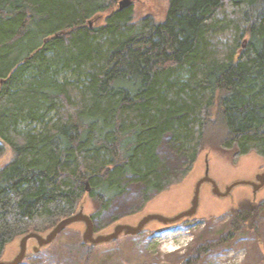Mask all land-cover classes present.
<instances>
[{
	"label": "trees",
	"instance_id": "obj_1",
	"mask_svg": "<svg viewBox=\"0 0 264 264\" xmlns=\"http://www.w3.org/2000/svg\"><path fill=\"white\" fill-rule=\"evenodd\" d=\"M117 2L0 0V141L15 154L0 169V259L86 198L95 220L130 182L143 187L140 207L168 190L166 135L188 167L207 146L264 159V0H170L165 22L115 8L90 27ZM34 123L39 133L21 129ZM263 212L264 202L242 203L194 261L256 230Z\"/></svg>",
	"mask_w": 264,
	"mask_h": 264
},
{
	"label": "rangeland",
	"instance_id": "obj_2",
	"mask_svg": "<svg viewBox=\"0 0 264 264\" xmlns=\"http://www.w3.org/2000/svg\"><path fill=\"white\" fill-rule=\"evenodd\" d=\"M121 1L118 0L112 9L95 15L90 20L91 28L104 25L110 12L118 9ZM131 1L129 8L135 22L147 18L156 22H165L167 19L170 0ZM73 78L69 72L60 76V80ZM42 128L37 123L21 126L22 130L34 133H39ZM0 146L3 147L0 154L1 169L13 160L15 154L2 141ZM159 156L164 174L177 176L176 182L168 190L151 195L143 207L139 206L142 185L128 183L125 192L116 197L110 207L94 220L97 233H108L120 222L136 224L146 214L173 216L187 209L194 186L204 175L208 160L210 175L221 189L237 180L254 179L257 173L264 170V159L255 153L236 158L234 152L214 150L209 146L202 149L194 165L188 167L190 161L185 148L172 140L170 135L162 139ZM180 171L184 174L177 175ZM257 196L256 201L264 202V189ZM252 199L253 192L248 186L237 187L228 198H218L212 194L210 185L206 184L202 188L198 214L187 223L164 226L153 222L138 236H125L117 242L97 247L83 243L84 226L77 224L66 229L51 246L38 254L32 252L34 242H30L28 256L22 264H264V212L256 230L242 229L235 240L223 247L214 246L210 252L200 254L202 257L197 262L194 261L201 246L218 241L229 229L233 211ZM82 206L90 216L96 210L89 198ZM18 244L19 239L8 245L1 260L12 259L18 252Z\"/></svg>",
	"mask_w": 264,
	"mask_h": 264
},
{
	"label": "water",
	"instance_id": "obj_3",
	"mask_svg": "<svg viewBox=\"0 0 264 264\" xmlns=\"http://www.w3.org/2000/svg\"><path fill=\"white\" fill-rule=\"evenodd\" d=\"M131 4V0H123L119 4V10L126 9L131 6ZM89 25H92L91 21H89ZM246 45L247 40L243 42L242 49L245 48ZM239 52L242 51L240 50ZM206 184H209L211 186L212 194L218 198L230 197L234 189L239 186L250 187L252 189L254 198H256L259 191L264 189V170L257 173L254 179L237 180L226 186L224 189H221L218 182L210 175V165L208 160L204 176L201 177L194 186V191L189 207L177 213L176 215L165 216L162 214H146L142 216L136 224L121 222L116 223L112 227L110 232L101 234L97 233L94 220L89 214L85 213L84 207L81 206L75 214L61 220L53 229L46 232L45 234L29 232L22 236L19 239V249L17 254L10 260L0 259V264H22L28 256L30 242H34L32 252L34 254H38L42 250L51 246L66 229L77 224H82L84 226V230L82 233L83 243L92 247H97L100 245L117 242L125 236H138L145 232L147 227L153 222H157L164 226H173L186 220H192L198 214L201 203L202 188ZM86 190L88 193L91 192L89 183H86Z\"/></svg>",
	"mask_w": 264,
	"mask_h": 264
},
{
	"label": "flooded vegetation",
	"instance_id": "obj_4",
	"mask_svg": "<svg viewBox=\"0 0 264 264\" xmlns=\"http://www.w3.org/2000/svg\"><path fill=\"white\" fill-rule=\"evenodd\" d=\"M129 8V7H128ZM127 9V8H126ZM90 27H92V25L90 26ZM62 34H66V31H62V32H60V33H57L55 36H60V35H62ZM1 83H3V82H1ZM211 187V186H210ZM225 188V187H224ZM258 195V194H257ZM258 196H256V198H257ZM256 198H254V195H253V199L254 200H256Z\"/></svg>",
	"mask_w": 264,
	"mask_h": 264
}]
</instances>
